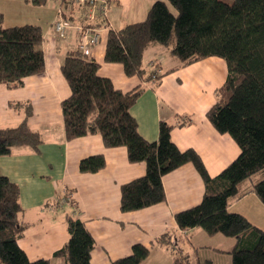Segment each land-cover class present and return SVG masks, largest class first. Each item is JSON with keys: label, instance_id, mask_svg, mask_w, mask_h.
I'll return each instance as SVG.
<instances>
[{"label": "trees", "instance_id": "16d2710c", "mask_svg": "<svg viewBox=\"0 0 264 264\" xmlns=\"http://www.w3.org/2000/svg\"><path fill=\"white\" fill-rule=\"evenodd\" d=\"M48 1L32 0L36 5ZM63 3L67 10L76 11L78 5L87 8L75 0ZM62 12L66 19H74L72 11ZM4 20L0 12V86L19 87L26 76L45 69L44 31L37 24L7 27ZM155 43L173 45L172 53L182 65L208 56L226 60L228 76L217 90V101L207 117L219 132L234 138L241 148L239 156L211 176L195 149L181 150L173 141L174 124L161 121L158 139H145L131 113L143 86L126 92L117 89L110 78L98 73L100 64L82 54L79 42L61 65L71 87L70 96L62 101L65 137L100 133L106 146H125L130 161L146 164L144 175L121 186L120 207L124 212L164 201L163 176L192 163L204 179L205 194L199 204L176 213L179 227H201L209 235L234 237L235 244L228 251L231 264H264V228L229 209L233 200L249 193H256L264 203V0H156L145 20L119 30L109 28L105 61L122 63L129 76L159 81L162 75L157 72L153 77L144 64L146 49ZM18 104L25 108L26 118L16 126L0 127V156L24 145L38 151L43 143L41 132L27 120L31 105ZM177 121L184 126L192 117L177 115ZM105 165L104 154H94L83 158L79 167L82 172H97ZM21 210L18 184L0 173V264H50V258L30 259L20 246L18 240L25 230L19 219ZM67 228L70 237L54 256L63 257L66 264H92L96 240L85 222L69 214ZM159 238L167 240L168 233ZM149 255L150 248L137 243L130 255L114 263L142 264ZM172 264H189L188 258L181 255ZM197 264L214 263L206 259Z\"/></svg>", "mask_w": 264, "mask_h": 264}, {"label": "crops", "instance_id": "0c3cea01", "mask_svg": "<svg viewBox=\"0 0 264 264\" xmlns=\"http://www.w3.org/2000/svg\"><path fill=\"white\" fill-rule=\"evenodd\" d=\"M110 1L106 19L109 26L105 28L102 20L95 21L86 15L87 8L83 5L74 11L51 0L46 5H36L32 0H0L5 26L37 24L44 31V71L26 76L19 87L0 86V127L20 124L26 118V110L16 104L29 103L32 113L27 117L28 123L43 137L38 151L24 145L0 156V173L20 188L19 219L25 230L18 242L30 259L50 258V264H66L63 257L54 253L70 237L67 228L70 214L84 221L96 240L92 264H115L118 258L130 255L137 243L150 248V255L142 264H172L181 255L188 258L189 264L206 259L214 264H231L228 251L235 244L234 237L209 235L201 227L181 229L176 221V213L199 204L205 194L204 179L192 163L163 176L164 201L124 212L120 207L121 186L144 175L146 164L130 161L125 146H106L100 133L65 137L62 101L70 96L71 87L61 65L64 57L78 48L79 36L73 30L65 39L56 33L54 22L59 8L69 14L72 11L73 21L99 29L100 38L92 44L89 56L100 64L101 76L110 78L124 92L143 86L131 113L145 139H158L161 121L174 124L173 141L181 150L195 149L211 176L218 175L241 152L234 138L219 132L207 117L217 101V90L226 82V60L208 56L182 65L172 53L173 45L155 43L146 49L144 64L149 73L156 71L162 75L161 79L127 75L122 63L105 61L109 28L119 30L145 20L156 0ZM177 115L191 116L192 122L179 126ZM94 154H104L105 167L97 172H82L80 161ZM59 196L71 204L62 216L54 217L52 212L61 208ZM229 209L264 228V203L256 193L233 200ZM166 233L168 239L160 240Z\"/></svg>", "mask_w": 264, "mask_h": 264}, {"label": "rangeland", "instance_id": "374dc122", "mask_svg": "<svg viewBox=\"0 0 264 264\" xmlns=\"http://www.w3.org/2000/svg\"><path fill=\"white\" fill-rule=\"evenodd\" d=\"M51 1H54V2H57L59 5H62V2H63V0L61 1V0H51ZM95 0H93V2H94ZM97 1L98 0H96L95 2H94V5L92 6V8H91V12L92 13H90V14H92V15H94V20L96 21V19H98V18H102L105 22H107L106 21V19H107V14L106 15H100V14H98V13H95V11H96V8H97ZM110 0H107V3H108V9H109V7H110ZM88 7H87V12H88ZM59 12H58V19H56L55 20V22H54V28L56 27V21H58V20H60V19H64V21L65 22H67V23H69V24H71V27H67L66 29V33L65 34H63L62 36L59 34L60 32H58L57 30H56V28H55V31H56V33L59 35V37L60 38H63V39H65L66 37H67V35L69 34V32L71 31V30H73V31H75V32H77L78 33V36H79V44H83L84 43V41L83 40H86V38H88V31H89V29H93V28H91V27H89V25H83V24H81V23H77V22H75V21H73V20H69V19H66L65 17H64V15H63V12H62V8H59V10H58ZM87 15V14H86ZM94 21V22H95ZM108 23V22H107ZM105 28H108V26H106V25H103ZM85 44V43H84ZM83 44V45H84ZM156 73L154 72V71H152V75H153V77H154V75H155ZM61 196V195H60ZM58 197L59 199H57L58 201H60V199H61V197ZM61 203H60V207L61 208H59V210L58 211H53L52 212V214H53V216L54 217H59V216H62V214H63V211L65 210V209H67L68 207H70V205L69 204H71V202L69 201V200H66L65 198L63 199H61V201H60ZM21 223H23V222H21ZM28 236H30V234L28 235Z\"/></svg>", "mask_w": 264, "mask_h": 264}, {"label": "built area", "instance_id": "2783aa9c", "mask_svg": "<svg viewBox=\"0 0 264 264\" xmlns=\"http://www.w3.org/2000/svg\"><path fill=\"white\" fill-rule=\"evenodd\" d=\"M75 1L80 2L82 4H85L89 8L88 12H87V16L90 19H94V15H92L90 13H92L91 8L94 5V2L96 0L94 2H93V0H75ZM107 11H108L107 0H98L95 13H98V14L104 16L107 14ZM99 19L102 20V18H98V19H96V21ZM67 27H71V24L65 22L64 19H60V20L56 21V27L55 28L58 32H60L59 34L61 36L66 33ZM99 38H100L99 29H94V28L89 29L88 38H86V40H83L85 44L84 43H83L84 45L79 44V50L82 52V54L90 55L92 44L94 42H97L99 40ZM154 77H155V75H154Z\"/></svg>", "mask_w": 264, "mask_h": 264}]
</instances>
